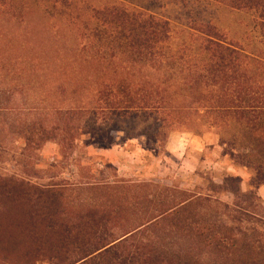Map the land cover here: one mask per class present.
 <instances>
[{
	"label": "trees",
	"instance_id": "trees-1",
	"mask_svg": "<svg viewBox=\"0 0 264 264\" xmlns=\"http://www.w3.org/2000/svg\"><path fill=\"white\" fill-rule=\"evenodd\" d=\"M217 1L253 12L264 35V0ZM71 23L75 51L99 46L95 59L104 71L116 75L118 65L142 62L148 71L104 80L89 106L40 109L32 126L38 146L53 141L73 153L81 137L87 144H112L138 123V136L163 146L172 130L208 126L217 131L225 154L250 170L248 189L234 175L211 182L210 194L161 186L134 199L133 206L145 212L119 229L120 202L89 205L74 218L68 216L69 183L31 185L28 178L5 174L3 187H17L54 244L43 259L33 251L6 256L1 250L0 264H264V203L258 194L264 185V58L228 41L214 25L191 27L183 37L168 19L123 1L93 8ZM23 138L28 145L30 139ZM81 185L112 195L121 187ZM224 193L233 203L217 197Z\"/></svg>",
	"mask_w": 264,
	"mask_h": 264
},
{
	"label": "rangeland",
	"instance_id": "rangeland-1",
	"mask_svg": "<svg viewBox=\"0 0 264 264\" xmlns=\"http://www.w3.org/2000/svg\"><path fill=\"white\" fill-rule=\"evenodd\" d=\"M113 1L168 19L183 37L191 27L214 25L228 41L264 58V35L255 14L234 9L226 1L0 0V176L28 178L31 185L69 183L68 216L74 218L89 205L120 202L123 207L115 209L119 229L128 218L145 212L141 205L133 206L134 199L161 186L210 194L211 182L234 175L242 178L241 189L246 191L250 170L225 154L217 131L208 126L172 130L163 146L148 145L137 135L142 123L129 134L119 133L112 144H87L81 137L73 153L60 151L53 141L38 146L32 126L41 117L40 109L89 106L104 80L147 73L143 62L124 63L122 69L118 65L116 75L108 68L104 71L95 59L97 45L75 51L73 19ZM86 182L121 187L114 195L111 190L79 189ZM3 184L0 179V251L6 256L15 250L17 256L33 251L37 259L47 257L52 236L31 216L30 204L18 197L17 187ZM259 196L264 203V191ZM217 197L233 203L230 193Z\"/></svg>",
	"mask_w": 264,
	"mask_h": 264
},
{
	"label": "crops",
	"instance_id": "crops-1",
	"mask_svg": "<svg viewBox=\"0 0 264 264\" xmlns=\"http://www.w3.org/2000/svg\"><path fill=\"white\" fill-rule=\"evenodd\" d=\"M264 191V185L260 186L259 189H258V194H262Z\"/></svg>",
	"mask_w": 264,
	"mask_h": 264
}]
</instances>
